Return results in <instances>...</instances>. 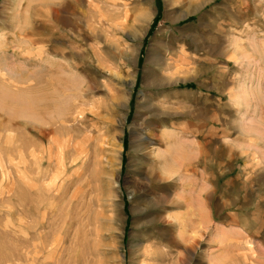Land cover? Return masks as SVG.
<instances>
[{
  "label": "rangeland",
  "instance_id": "obj_1",
  "mask_svg": "<svg viewBox=\"0 0 264 264\" xmlns=\"http://www.w3.org/2000/svg\"><path fill=\"white\" fill-rule=\"evenodd\" d=\"M0 87V264H264V0H0Z\"/></svg>",
  "mask_w": 264,
  "mask_h": 264
},
{
  "label": "bare ground",
  "instance_id": "obj_2",
  "mask_svg": "<svg viewBox=\"0 0 264 264\" xmlns=\"http://www.w3.org/2000/svg\"><path fill=\"white\" fill-rule=\"evenodd\" d=\"M15 35V34H14ZM19 37V36H18ZM16 38V37H15ZM18 40V39H17ZM16 40V41H17ZM7 41V40H6ZM12 41H14V40H12ZM18 42V41H17ZM6 43V42H5ZM4 43V44H5ZM14 46V45H13ZM16 46H18V45H16ZM19 47V46H18ZM17 51V50H16ZM19 53V52H18ZM16 54V53H15ZM14 54V55H15ZM17 56H18V54H17ZM23 56V55H22ZM17 58V57H16ZM20 58H22V57H20ZM19 58V59H20ZM23 61V60H22ZM21 61V62H22ZM77 74V73H76ZM2 79H5V77L3 76L2 77ZM13 87V86H12ZM0 88H3V87H0ZM6 90V89H5ZM16 90V89H15ZM2 92V91H1ZM10 93H11V91H10ZM17 93V92H16ZM1 95H3V94H1ZM5 96V95H4ZM18 97V96H17ZM21 97V96H20ZM4 98V97H3ZM32 98V97H31ZM55 99V98H54ZM18 100V99H17ZM27 100V99H26ZM30 100V99H29ZM35 100V99H34ZM12 102V101H11ZM14 102V101H13ZM19 102V101H18ZM4 102H2V100H0V105H1V107H2V104H3ZM7 103V102H6ZM6 103H4V104H6ZM23 103H24V101H23ZM7 105V104H6ZM25 105V104H24ZM30 104H28V106H29ZM38 105V104H37ZM4 106V105H3ZM28 106H26L27 107V109H28ZM40 106H42V105H40ZM23 107V106H22ZM6 108V107H5ZM19 109V108H18ZM31 109H33V108H31ZM47 109V108H46ZM1 110H2V108H1ZM21 110H22V108H21ZM26 110V108L23 110V111H25ZM22 111V112H23ZM27 111V110H26ZM2 112V111H1ZM18 112V111H17ZM30 112V111H29ZM2 113H4V112H2ZM19 113H21V112H19ZM6 114H8V113H6ZM1 115V114H0ZM18 115V114H17ZM2 116H3V114H2ZM4 117V116H3ZM26 117V116H25ZM1 118V117H0ZM36 119V118H35ZM5 122V121H4ZM4 126V125H3ZM181 140H183V139H181ZM177 141H179V139L177 140ZM178 143V142H177ZM176 143V144H177ZM181 145H182V143H180ZM178 145H179V143H178ZM186 145V144H185ZM184 146V145H183ZM184 148V147H183ZM165 168V167H164ZM167 169V168H166ZM166 171V170H165ZM169 171V170H168ZM172 172V171H171ZM175 173V172H174ZM157 176V175H156ZM162 176H164V174L162 173ZM162 176H160V178H161V180H164L165 179V177H164V179L162 178ZM10 177V176H9ZM16 193V192H15ZM7 194V193H6ZM14 195V194H13ZM5 196V195H4ZM3 201V200H2ZM7 203V202H6ZM1 207V206H0ZM6 212V211H5ZM193 245H195V240H194V242H193ZM193 245L191 246L192 248H193ZM198 246V245H197ZM188 255V254H187Z\"/></svg>",
  "mask_w": 264,
  "mask_h": 264
}]
</instances>
